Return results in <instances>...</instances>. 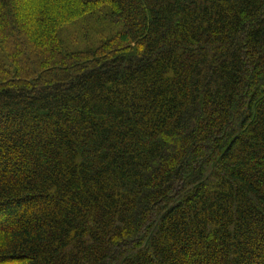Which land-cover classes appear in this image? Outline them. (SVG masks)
<instances>
[{"label": "trees", "instance_id": "16d2710c", "mask_svg": "<svg viewBox=\"0 0 264 264\" xmlns=\"http://www.w3.org/2000/svg\"><path fill=\"white\" fill-rule=\"evenodd\" d=\"M0 264H264V0H0Z\"/></svg>", "mask_w": 264, "mask_h": 264}]
</instances>
